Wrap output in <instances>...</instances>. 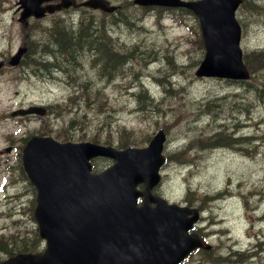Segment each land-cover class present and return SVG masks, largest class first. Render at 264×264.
I'll list each match as a JSON object with an SVG mask.
<instances>
[{
  "label": "rangeland",
  "instance_id": "374dc122",
  "mask_svg": "<svg viewBox=\"0 0 264 264\" xmlns=\"http://www.w3.org/2000/svg\"><path fill=\"white\" fill-rule=\"evenodd\" d=\"M17 1L0 0V60L8 61L24 43ZM109 1L119 5L120 12L70 9L43 19L33 30L70 15L74 21L89 19L92 13L107 22L112 40L126 41L134 49L125 76L102 79L85 53L79 57L80 67L68 65L71 75L39 67L28 59L29 52L20 66L6 62L0 70V225L23 221L29 235L35 234L29 208L35 191L21 167L22 146L30 134L49 133L73 140L110 137L113 143L138 141L141 145L163 126L168 153L189 144L194 160L186 164L176 158L169 161L158 192L183 204L188 189L194 190L189 198L206 209L205 226L201 225L203 236L213 246L212 254L230 259L222 264H264V68L246 83L199 77L195 71L204 49L193 13L146 8L133 0ZM237 15L243 27L244 53L264 49V0H249ZM34 31L30 36H36ZM116 43L120 52L128 47ZM143 87L152 101L139 99ZM32 104L49 105L51 112L45 117L11 115ZM212 106L216 114L205 110ZM224 125L232 133L245 128L246 134L255 136L245 142L247 152L226 145L201 147L195 142L198 133L222 131ZM98 162L106 166L111 160ZM232 248L244 254L238 259L229 256ZM245 253L253 256L245 260ZM2 254L0 251V260ZM205 256V252L193 253L186 264H217L206 261Z\"/></svg>",
  "mask_w": 264,
  "mask_h": 264
},
{
  "label": "water",
  "instance_id": "95a60500",
  "mask_svg": "<svg viewBox=\"0 0 264 264\" xmlns=\"http://www.w3.org/2000/svg\"><path fill=\"white\" fill-rule=\"evenodd\" d=\"M44 0H20V19L43 16L75 3L42 5ZM144 5L159 4L190 8L197 16L205 53L195 73L246 79L250 76L240 45L242 27L236 10L242 0H134ZM93 7L114 10L108 0H86ZM22 46L12 57L19 62ZM2 62H0V66ZM42 106L19 109L13 114L45 113ZM166 134L163 128L144 147L117 149L92 141L56 140L33 135L23 148V165L37 187L35 216L44 252L18 255L2 264H173L205 241L189 233L199 219V208L169 203L152 193L160 181L159 168ZM7 150H10L8 148ZM109 156L115 162L93 172L91 158ZM145 182V188L137 185ZM144 196L138 205L137 197ZM152 202H156L152 206ZM191 214V215H189Z\"/></svg>",
  "mask_w": 264,
  "mask_h": 264
},
{
  "label": "trees",
  "instance_id": "16d2710c",
  "mask_svg": "<svg viewBox=\"0 0 264 264\" xmlns=\"http://www.w3.org/2000/svg\"><path fill=\"white\" fill-rule=\"evenodd\" d=\"M243 5L245 6V0L242 6ZM179 11L187 13L190 12L185 8H182ZM118 12H120V10ZM174 12L176 13L178 11L174 9ZM113 14L115 13H112V15ZM91 15L94 16L92 13ZM93 16H90L89 19L83 20L79 23H75L72 19L66 21V19L61 20L58 18L54 19L50 25L42 27L41 30L35 28L36 36L29 41L28 52L30 54L28 59H30V62L39 65V67L42 66V68L48 71H61L71 75V67L69 69L68 65L71 64L73 68L80 67V62L82 61L79 57L83 56L85 53L86 57H89L90 55L102 79H112L116 75L125 76L128 74L126 68L128 67V62L132 60V55L135 53L134 49H131V46L128 45L129 43L126 41L116 43L117 40H112L109 36L111 33L107 28V22ZM200 41L202 43V39H200ZM115 43L122 47H128H126L125 51L123 50V52H120L114 47ZM77 53H79L78 56ZM58 58L61 59V62H56V64L55 61ZM245 59L248 66L254 71H259L264 68V50H252L247 53ZM137 95L139 96V99L149 98L150 101L153 100L151 94L144 87ZM75 101L78 102L79 99L75 98ZM205 110L210 113H217L214 106ZM73 122L74 121H72V123ZM235 123L233 121V126ZM224 127L226 128V125H224ZM225 128H223L222 131L214 130L208 133L200 132L198 133V137L195 139V142L201 145V147H214L221 145L233 146L240 143L242 139V142L245 143L244 137L235 139L233 136L234 133H232L228 128ZM149 137L150 135H148L146 139ZM91 139L95 141L101 140L97 136H93ZM105 141L112 142L113 139L108 137ZM138 143V141L131 142V144ZM127 144H129L127 141L119 142L120 146H125ZM190 147L191 146L189 145L185 146L182 151H178L173 154L171 159L176 158V160L182 162L191 161L192 159L187 155ZM205 198H208V196ZM0 245L9 252L12 251L14 247L19 245V248L30 247L26 240H18L15 244L16 246L8 245V243L0 240ZM207 252L210 261L218 260L220 264H222L223 261H230V259L227 258V255L216 256L212 254L210 255V251ZM229 256H235L236 259H238L240 254L235 255L234 252L232 254L230 253Z\"/></svg>",
  "mask_w": 264,
  "mask_h": 264
},
{
  "label": "bare ground",
  "instance_id": "6f19581e",
  "mask_svg": "<svg viewBox=\"0 0 264 264\" xmlns=\"http://www.w3.org/2000/svg\"><path fill=\"white\" fill-rule=\"evenodd\" d=\"M262 51V50H261Z\"/></svg>",
  "mask_w": 264,
  "mask_h": 264
}]
</instances>
